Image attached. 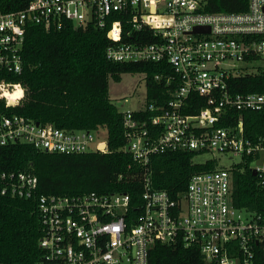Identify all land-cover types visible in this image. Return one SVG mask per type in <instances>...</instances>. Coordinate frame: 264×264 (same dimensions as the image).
<instances>
[{"label": "built area", "instance_id": "2783aa9c", "mask_svg": "<svg viewBox=\"0 0 264 264\" xmlns=\"http://www.w3.org/2000/svg\"><path fill=\"white\" fill-rule=\"evenodd\" d=\"M8 1L0 0V100L6 107L24 98L22 86L10 77L23 72L28 24L46 30L93 26L106 31L109 61L167 62L179 80L171 99L141 110L154 113L152 118L141 111L123 114V152L145 170L153 156L166 153L239 157L235 165L250 161L264 190V137H249L241 116L264 112V89L239 91V79L264 74V0H249L244 13H205V0H27L12 11L5 8ZM196 28L204 31L194 33ZM192 96L205 99V108L187 114ZM102 130L69 131L3 114L0 147L108 154L109 139L98 138ZM231 168L194 175L178 198L154 190L147 172L137 204L119 192L38 197L40 264H149L157 244L197 247L210 264H255L260 257L264 264V213L233 204ZM37 189L38 178L30 172L0 176L2 195L30 199Z\"/></svg>", "mask_w": 264, "mask_h": 264}, {"label": "trees", "instance_id": "16d2710c", "mask_svg": "<svg viewBox=\"0 0 264 264\" xmlns=\"http://www.w3.org/2000/svg\"><path fill=\"white\" fill-rule=\"evenodd\" d=\"M26 4L27 0H9L5 8L19 10ZM248 9L249 0H205L201 11L244 13ZM110 45L106 31L93 26L76 28L69 24L61 30H46L28 24L22 53L23 72L10 77L13 83L22 86L24 98L18 106L9 108L0 100V117L17 114L69 131L105 129L110 153L61 155L25 144L0 147V176L4 172H30L38 178L33 198L2 195L0 191V264L42 262L38 197L119 192L131 195L137 204L143 193L142 177L147 172L154 190L178 198L187 191L194 175L220 170L215 160L196 163L194 159L200 153L190 152L155 155L145 170L131 154L122 151L126 144L124 118L111 100L110 81L119 82L124 74L144 75L147 106L162 105L171 99L179 80L167 62L109 61L106 51ZM157 76L161 79L157 80ZM168 78L173 82L167 83ZM239 82L240 92L261 93L264 74L243 77ZM189 102L187 114L205 108V99L201 97L192 96ZM141 113L146 118L154 116L150 112ZM241 116L249 137H264V112H245ZM250 163L231 168L232 202L239 209L264 213V190L253 176ZM149 264L210 263L197 247L157 244L151 250ZM255 264H263V258L255 259Z\"/></svg>", "mask_w": 264, "mask_h": 264}, {"label": "rangeland", "instance_id": "374dc122", "mask_svg": "<svg viewBox=\"0 0 264 264\" xmlns=\"http://www.w3.org/2000/svg\"><path fill=\"white\" fill-rule=\"evenodd\" d=\"M110 97L118 111L122 114L138 112L145 108L146 105V83L144 75L124 74L119 82L110 81ZM98 138L106 141L108 138L107 130L99 132ZM214 158L219 159L220 168L230 169L240 162L239 157L230 155H220L217 153H204L195 157L196 163H205ZM255 165H259L256 163Z\"/></svg>", "mask_w": 264, "mask_h": 264}, {"label": "water", "instance_id": "95a60500", "mask_svg": "<svg viewBox=\"0 0 264 264\" xmlns=\"http://www.w3.org/2000/svg\"><path fill=\"white\" fill-rule=\"evenodd\" d=\"M204 31V29L203 28H196L195 29V31H194V33H201V32H203ZM253 176H256V172H253Z\"/></svg>", "mask_w": 264, "mask_h": 264}, {"label": "clouds", "instance_id": "9594fccd", "mask_svg": "<svg viewBox=\"0 0 264 264\" xmlns=\"http://www.w3.org/2000/svg\"><path fill=\"white\" fill-rule=\"evenodd\" d=\"M20 94V92H19V90H17V95H19Z\"/></svg>", "mask_w": 264, "mask_h": 264}, {"label": "bare ground", "instance_id": "6f19581e", "mask_svg": "<svg viewBox=\"0 0 264 264\" xmlns=\"http://www.w3.org/2000/svg\"><path fill=\"white\" fill-rule=\"evenodd\" d=\"M14 103V102H13Z\"/></svg>", "mask_w": 264, "mask_h": 264}]
</instances>
